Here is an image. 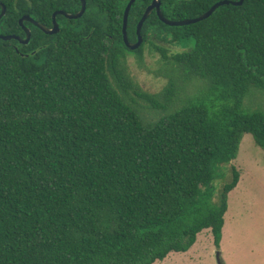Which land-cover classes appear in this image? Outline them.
<instances>
[{
	"label": "trees",
	"instance_id": "obj_1",
	"mask_svg": "<svg viewBox=\"0 0 264 264\" xmlns=\"http://www.w3.org/2000/svg\"><path fill=\"white\" fill-rule=\"evenodd\" d=\"M0 1L8 9L0 33L21 38L24 15L52 27L56 11L82 8L81 0ZM153 1L133 5L131 42ZM159 1L166 18L185 20L222 0ZM129 2L87 0L81 18L58 16V34L25 22L29 44L0 39V264H155L189 251L207 229L221 248L240 173L233 166L218 202L215 181L246 133L264 150V109L244 106L251 87L264 88V0L185 26L154 11L138 50L124 42ZM156 40L187 47L170 58L206 91L146 123L125 99L134 84L127 56L142 61L148 43L166 56ZM177 88L172 80L168 99Z\"/></svg>",
	"mask_w": 264,
	"mask_h": 264
},
{
	"label": "rangeland",
	"instance_id": "obj_2",
	"mask_svg": "<svg viewBox=\"0 0 264 264\" xmlns=\"http://www.w3.org/2000/svg\"><path fill=\"white\" fill-rule=\"evenodd\" d=\"M170 39V38H169ZM156 44L167 50L166 56L148 43L142 61L135 54L127 56L128 73L134 84L125 99L139 112L146 123L157 121L162 116L179 108L188 97H196L206 91L203 82L192 78L184 81L183 69L171 59L174 54L187 47L168 41L156 40ZM177 81V94L172 99L166 96L171 81ZM138 84L150 98L138 96L134 90ZM199 96V95H198ZM248 109H264V88L251 87L244 100ZM233 166L240 173V182L235 193L229 195L230 211L227 216V238L225 248L229 250L238 236L244 243L254 244V254L243 264H264V150L250 133H246L236 160L222 167V178L215 181V202L220 199L222 187L232 181ZM237 212V213H236ZM236 213V214H235ZM254 213V215H253ZM241 217L236 220V215ZM234 234V236H233ZM155 264H228L221 248L215 245L210 229L198 235L196 244L186 252H173L165 260Z\"/></svg>",
	"mask_w": 264,
	"mask_h": 264
},
{
	"label": "water",
	"instance_id": "obj_3",
	"mask_svg": "<svg viewBox=\"0 0 264 264\" xmlns=\"http://www.w3.org/2000/svg\"><path fill=\"white\" fill-rule=\"evenodd\" d=\"M81 2H82V8L79 12H77L75 14H71V13L64 11V10L56 11L53 14L54 19H53V26L52 27L36 21L30 15H24L20 19V24L25 29L26 37L21 38V37L16 36V35H4V34L0 33V39L18 40L22 44H29L31 37H32V29L30 27L26 26L25 22H31L32 24H34L35 26H37L38 28L43 30L46 34H49V35L58 34L61 31V26L58 22V16L63 15L65 17H67L68 19H71V20L81 18L87 10V0H81ZM135 2H136V0H130V2L128 3L126 10H125L124 23H123L124 42L130 50H138L143 45V43L145 41L144 35L142 33L143 26L154 11L157 12L160 20L169 26H173V27L174 26H185V25H190V24L200 22L202 20H205V19L211 17L215 13L216 10H218L220 7H222L224 5L232 4V5H236V6H241L244 4L245 0H239V1L222 0V1H219L214 6H212V8L209 11L202 14L201 16L196 17V18H188L185 20H171V19L166 18L162 12L161 1L154 0L152 2V4L150 6H148V8L146 9L142 19L140 20V22L138 24L137 41L131 42L129 39V35H128V23H129L130 12H131V9H132L133 5L135 4ZM0 7L2 9V12L0 14V22H1V20L6 16L8 9H7V6L1 1H0Z\"/></svg>",
	"mask_w": 264,
	"mask_h": 264
},
{
	"label": "crops",
	"instance_id": "obj_4",
	"mask_svg": "<svg viewBox=\"0 0 264 264\" xmlns=\"http://www.w3.org/2000/svg\"><path fill=\"white\" fill-rule=\"evenodd\" d=\"M239 182H240V180H239ZM236 190H237V187L233 191H231L230 194L235 193ZM229 211H230V206L228 207V210L225 214V224L223 227V237H222V241H221L222 254H223L225 261L228 264H243L245 262H249L248 260L251 258V256H253L252 254H254L255 246H254V244L249 243V244H247V250L248 251H245L244 243L242 241H240V239L237 236L233 239L231 248L229 250H227L225 248V243H226V238H227V221H228L227 216L229 214ZM253 215H254V213H253ZM240 217L241 216L239 214H237L236 220H239ZM233 236H234V234H233ZM263 263H264V261H263Z\"/></svg>",
	"mask_w": 264,
	"mask_h": 264
}]
</instances>
